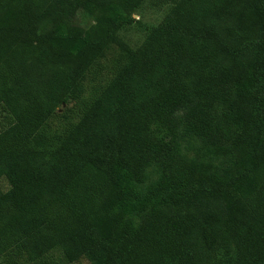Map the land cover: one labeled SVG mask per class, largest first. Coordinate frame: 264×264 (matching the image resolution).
Here are the masks:
<instances>
[{"label":"trees","instance_id":"16d2710c","mask_svg":"<svg viewBox=\"0 0 264 264\" xmlns=\"http://www.w3.org/2000/svg\"><path fill=\"white\" fill-rule=\"evenodd\" d=\"M159 1L0 0V264H264V0Z\"/></svg>","mask_w":264,"mask_h":264},{"label":"rangeland","instance_id":"374dc122","mask_svg":"<svg viewBox=\"0 0 264 264\" xmlns=\"http://www.w3.org/2000/svg\"><path fill=\"white\" fill-rule=\"evenodd\" d=\"M170 4H172V2ZM170 4H167L165 1L163 2L159 0H147L143 8L133 15V19L135 20L134 23L131 25H127L123 29H121L118 32V37L133 49L141 47L148 37L149 29L153 26L158 25L164 20ZM81 25L87 30L88 28H90L92 23L90 19L83 18L81 20ZM117 47L118 46L114 44L111 48L117 49ZM107 59H109V61L112 59L111 53H109ZM4 127L5 123L3 120V114H0V131L3 130ZM189 147H191V149L187 151V148ZM202 147L203 146L201 144L196 142H194L193 144H188L187 142L183 143V150L184 152L186 151V154L190 157H195L198 151L204 150V148ZM219 160L221 164L222 162H226L227 164V159L219 158ZM150 172L151 180H158L159 175L156 173V171L154 169H151ZM0 185L3 190L9 189V185L5 180H1ZM77 264L95 263H93L89 259H84Z\"/></svg>","mask_w":264,"mask_h":264}]
</instances>
